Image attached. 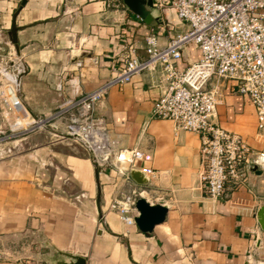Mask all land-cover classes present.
Segmentation results:
<instances>
[{"label": "crops", "instance_id": "0c3cea01", "mask_svg": "<svg viewBox=\"0 0 264 264\" xmlns=\"http://www.w3.org/2000/svg\"><path fill=\"white\" fill-rule=\"evenodd\" d=\"M19 4L0 0V55L9 59L0 91L13 85L31 117L47 124L11 131L14 114L0 97V264H264L257 219L264 174L253 171L245 184L207 198L199 135L151 115L163 91L155 74L145 70L112 85L96 106L118 145L141 149L156 171L145 183L134 180L143 198L167 208L150 232L127 227L109 208L121 177L97 166L65 137L63 122L49 119L64 102L113 77L129 46L143 56L146 35L163 46L188 24L170 6L155 5L146 21L123 0H26L15 16L17 55L8 31ZM198 57L188 44L178 66ZM220 86L215 121L264 150L254 106L233 80Z\"/></svg>", "mask_w": 264, "mask_h": 264}, {"label": "built area", "instance_id": "2783aa9c", "mask_svg": "<svg viewBox=\"0 0 264 264\" xmlns=\"http://www.w3.org/2000/svg\"><path fill=\"white\" fill-rule=\"evenodd\" d=\"M154 5L170 6L188 30L163 46L156 35H146L143 56L129 46L124 66L113 77L64 102L49 117L64 123L65 137L82 145L97 166H108L121 177L109 208L127 227L136 226L135 202L145 191H137L131 171L147 179L156 171L145 164L141 149L118 145L96 106L112 85L127 82L134 74L148 70L163 84L153 117L170 119L176 130L199 135V155L204 161L201 182L207 198L215 201L227 185L245 184L254 166L261 171L259 176L264 174V150L251 149L241 135L215 121L216 106L222 100L221 81L233 80L236 91L254 106L257 135L264 140V0H155ZM191 43L199 57L181 68L178 61ZM211 80L215 83L208 86ZM0 97L14 114L11 131L17 127L32 131L47 124L31 117L13 85L0 91Z\"/></svg>", "mask_w": 264, "mask_h": 264}, {"label": "water", "instance_id": "95a60500", "mask_svg": "<svg viewBox=\"0 0 264 264\" xmlns=\"http://www.w3.org/2000/svg\"><path fill=\"white\" fill-rule=\"evenodd\" d=\"M154 1L155 0H123V2L131 11L137 13L142 19L146 21L149 19L151 8L155 6ZM25 2L26 0H20L19 7L14 11V19L11 28L8 31L9 40L13 44L17 55H19V48L16 38L17 26L15 24V16ZM252 170L257 174L261 173V171L257 169L256 166H254ZM131 177L139 183H145L147 181L144 175L138 171H131ZM135 206L138 211V215L135 217V222L142 232H150L154 225L164 220L167 212L165 205H162L161 203L151 204L143 197H139L136 200ZM257 219L262 230H264V205H262L257 211Z\"/></svg>", "mask_w": 264, "mask_h": 264}, {"label": "rangeland", "instance_id": "374dc122", "mask_svg": "<svg viewBox=\"0 0 264 264\" xmlns=\"http://www.w3.org/2000/svg\"><path fill=\"white\" fill-rule=\"evenodd\" d=\"M1 53H4V48H0ZM9 65V59L5 56L0 55V82H6L5 72Z\"/></svg>", "mask_w": 264, "mask_h": 264}]
</instances>
